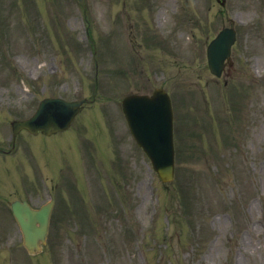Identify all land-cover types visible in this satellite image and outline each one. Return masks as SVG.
I'll return each instance as SVG.
<instances>
[{
    "label": "rangeland",
    "instance_id": "rangeland-1",
    "mask_svg": "<svg viewBox=\"0 0 264 264\" xmlns=\"http://www.w3.org/2000/svg\"><path fill=\"white\" fill-rule=\"evenodd\" d=\"M224 3L85 0L83 15L75 0H0V148L9 121L41 98L95 97L61 135L22 133L0 155V264H264V0ZM226 25L237 29L233 65L216 79L205 48ZM155 87L174 113L168 185L120 109ZM52 155L82 160L81 174L50 168ZM22 198L55 200L36 256L9 212Z\"/></svg>",
    "mask_w": 264,
    "mask_h": 264
},
{
    "label": "water",
    "instance_id": "water-1",
    "mask_svg": "<svg viewBox=\"0 0 264 264\" xmlns=\"http://www.w3.org/2000/svg\"><path fill=\"white\" fill-rule=\"evenodd\" d=\"M233 40V33L228 37L218 34L208 47L209 68L217 75ZM81 103L46 98L31 118L12 123L13 133L21 128L33 133L40 130L44 134L65 129ZM122 109L132 135L151 159L159 176L162 180H170L173 176L172 112L167 94L162 89H155L152 96H126L122 100ZM11 209L22 231L24 246L30 253L39 251L40 242H44L46 236L51 203L33 210L26 202L13 201Z\"/></svg>",
    "mask_w": 264,
    "mask_h": 264
}]
</instances>
